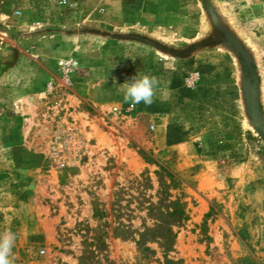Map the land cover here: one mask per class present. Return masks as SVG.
I'll return each mask as SVG.
<instances>
[{"label":"rangeland","instance_id":"obj_1","mask_svg":"<svg viewBox=\"0 0 264 264\" xmlns=\"http://www.w3.org/2000/svg\"><path fill=\"white\" fill-rule=\"evenodd\" d=\"M9 230L14 264H264V0H0Z\"/></svg>","mask_w":264,"mask_h":264},{"label":"clouds","instance_id":"obj_2","mask_svg":"<svg viewBox=\"0 0 264 264\" xmlns=\"http://www.w3.org/2000/svg\"><path fill=\"white\" fill-rule=\"evenodd\" d=\"M159 84L160 81L155 75L138 72L130 81L119 85L118 91L123 94V101L133 107L141 103L151 106L154 103ZM15 243V233L10 230L0 233V264H14L13 248Z\"/></svg>","mask_w":264,"mask_h":264}]
</instances>
